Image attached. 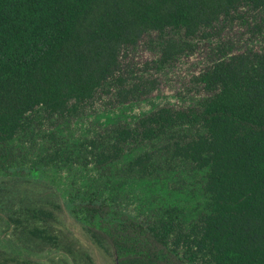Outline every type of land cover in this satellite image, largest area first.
Here are the masks:
<instances>
[{"label": "trees", "instance_id": "1", "mask_svg": "<svg viewBox=\"0 0 264 264\" xmlns=\"http://www.w3.org/2000/svg\"><path fill=\"white\" fill-rule=\"evenodd\" d=\"M97 1L0 0V98L9 92L15 104L0 116V147L23 133L36 148L30 130L41 107L55 129L33 165L115 264H264V118L252 115L264 107V69L222 58L189 101L115 114L85 142L58 134L61 119L78 118L100 91L114 87L124 105L147 99L129 98L117 77L124 46L156 32L165 67L241 9L264 10V0H106L83 40ZM44 63L56 71L32 99ZM2 152L0 173L26 178L30 169L11 167ZM28 215L47 222L54 212ZM12 233L0 234L2 264H33L58 243L33 225Z\"/></svg>", "mask_w": 264, "mask_h": 264}, {"label": "rangeland", "instance_id": "2", "mask_svg": "<svg viewBox=\"0 0 264 264\" xmlns=\"http://www.w3.org/2000/svg\"><path fill=\"white\" fill-rule=\"evenodd\" d=\"M105 2L98 0L90 10L82 26L84 28L80 30L83 40L88 39L87 25L106 14L103 8ZM239 12L238 16L226 20L217 34L195 40L192 49L165 67L157 64L156 32L143 35L137 45L124 46L119 52L121 71L117 77L122 76L125 80V92L129 98L147 99L124 105L119 102L121 94L116 96L114 87L109 88V94L100 91L78 118L67 116L61 119L58 134L63 135L70 144L78 139L85 142L97 131L96 127H104L115 114L130 116L149 110L152 104L189 101L203 92L200 81L202 74L222 58L227 60L226 63L236 58L235 63H252L264 69V10L245 7ZM35 71L33 76L40 78L42 84L34 87L33 82L28 88L27 96L34 92L32 99L48 88L56 70L51 63H44ZM10 106L15 108L13 96L8 92L0 98V116L9 112ZM40 109L35 107V120L30 130L36 136V148H31L26 142L28 136L23 133L0 147L7 160L12 161L11 167L30 169L26 178L17 173H0V234L12 238L15 228L33 225L55 236L57 245L41 249L33 264H115L110 249L91 239L83 226L62 206V199L40 178L38 165H33L36 154L45 144L44 140L55 129L52 119ZM252 115L264 118V107L258 108ZM41 207L52 210L54 217L47 222L29 217V211Z\"/></svg>", "mask_w": 264, "mask_h": 264}]
</instances>
